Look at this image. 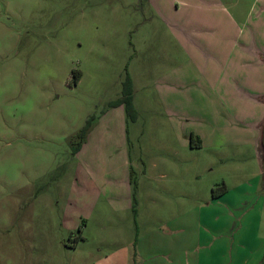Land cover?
I'll use <instances>...</instances> for the list:
<instances>
[{
  "label": "rangeland",
  "instance_id": "374dc122",
  "mask_svg": "<svg viewBox=\"0 0 264 264\" xmlns=\"http://www.w3.org/2000/svg\"><path fill=\"white\" fill-rule=\"evenodd\" d=\"M259 43L264 0H0V264H264Z\"/></svg>",
  "mask_w": 264,
  "mask_h": 264
},
{
  "label": "trees",
  "instance_id": "16d2710c",
  "mask_svg": "<svg viewBox=\"0 0 264 264\" xmlns=\"http://www.w3.org/2000/svg\"><path fill=\"white\" fill-rule=\"evenodd\" d=\"M79 78H80V73L76 72L73 74V82L74 83H76L79 80ZM121 86H122L121 96L119 98H117L115 101H113L112 105H123L127 116L133 118L135 115V110L133 108V101H132L133 86H132V79L128 75V73L126 74L125 79L123 80ZM89 127H90V117L86 120L85 124L83 125V127L81 128V130L78 133V136L80 139H83L85 137ZM190 145L198 147L199 144L197 141H193V139L191 137ZM222 192H220V193H222ZM217 195H218V193H215L214 188H212L211 189V196L215 197Z\"/></svg>",
  "mask_w": 264,
  "mask_h": 264
},
{
  "label": "crops",
  "instance_id": "0c3cea01",
  "mask_svg": "<svg viewBox=\"0 0 264 264\" xmlns=\"http://www.w3.org/2000/svg\"><path fill=\"white\" fill-rule=\"evenodd\" d=\"M261 46H262V43H259L258 45H257V48H254V54H255V56H256V58L258 59V60H256L258 63H260V65L259 66H257V68H256V66L255 67H253L252 69H255L254 71H252V74L254 75V76H260L261 75V69H262V67H261V60H260V58H259V56H260V54L261 53H263L264 51L262 50V48H261ZM260 60V61H259ZM263 60H264V58H263ZM257 65V64H256ZM263 65V64H262ZM258 95V94H257ZM259 97L261 98V95L259 94ZM260 122H261V120H260ZM260 122L259 123H257V127L258 128H260L259 126H260ZM225 192V191H224ZM221 194H223V192L222 193H220L218 196H220ZM217 196V197H218ZM251 256V255H250ZM256 259V257L254 256L253 257V260H255Z\"/></svg>",
  "mask_w": 264,
  "mask_h": 264
},
{
  "label": "water",
  "instance_id": "95a60500",
  "mask_svg": "<svg viewBox=\"0 0 264 264\" xmlns=\"http://www.w3.org/2000/svg\"><path fill=\"white\" fill-rule=\"evenodd\" d=\"M261 99H262L263 108H264V94H263ZM259 127H260L259 128L260 133H259V136H258L259 137L258 138L259 146L263 150V148H264V109H263V114H262V118H261V122H260V126Z\"/></svg>",
  "mask_w": 264,
  "mask_h": 264
}]
</instances>
